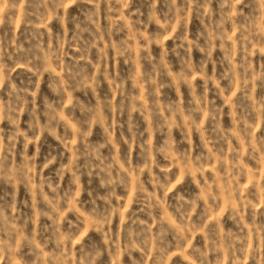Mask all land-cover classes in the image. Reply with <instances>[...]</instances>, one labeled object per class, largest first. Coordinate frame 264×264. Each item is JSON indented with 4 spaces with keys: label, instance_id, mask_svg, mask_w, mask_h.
I'll use <instances>...</instances> for the list:
<instances>
[{
    "label": "rangeland",
    "instance_id": "1",
    "mask_svg": "<svg viewBox=\"0 0 264 264\" xmlns=\"http://www.w3.org/2000/svg\"><path fill=\"white\" fill-rule=\"evenodd\" d=\"M0 264H264V0H0Z\"/></svg>",
    "mask_w": 264,
    "mask_h": 264
}]
</instances>
